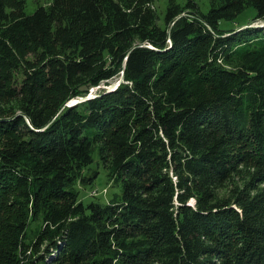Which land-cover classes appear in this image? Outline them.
Masks as SVG:
<instances>
[{
  "label": "trees",
  "instance_id": "16d2710c",
  "mask_svg": "<svg viewBox=\"0 0 264 264\" xmlns=\"http://www.w3.org/2000/svg\"><path fill=\"white\" fill-rule=\"evenodd\" d=\"M27 2L0 0V264H264V0ZM96 149L121 193L84 203Z\"/></svg>",
  "mask_w": 264,
  "mask_h": 264
},
{
  "label": "rangeland",
  "instance_id": "374dc122",
  "mask_svg": "<svg viewBox=\"0 0 264 264\" xmlns=\"http://www.w3.org/2000/svg\"><path fill=\"white\" fill-rule=\"evenodd\" d=\"M52 0H28L27 5H26V10L27 11H32L34 10L37 6L39 5H44L47 6L51 3ZM182 3H185L186 0H178ZM200 1L201 4L205 5V11L208 9V2H211V0H198ZM168 0H156L155 6L158 10L159 15H161V21L160 23L164 24V17L166 14V8H167ZM256 10L253 8H248L244 13H242L238 17L237 22H231L227 20H222L221 24L224 27H233V26H238L240 24H246L250 22V19L255 15ZM252 25H263L264 26V21L262 19H259L255 22L252 23ZM246 26V25H244ZM241 30V29H240ZM122 77V73L117 74L115 77H112L107 80L101 81L99 84L96 86H93L90 88V91L87 95H82L81 97H78L77 99H81L86 96H97L101 94L103 91H110L123 82L120 81ZM91 97V98H92ZM86 100L82 99V101ZM76 101L75 99L71 100ZM70 104V103H69ZM85 173L89 175H94L97 176L95 183L90 186H85L82 185L81 183L78 184V187H80L83 191L81 192L80 197L82 198L84 203L90 202L93 198H98L102 202H109L112 198H114L117 194L121 193V183L117 182L116 179H113L110 177L109 173V168L104 161V159L101 157L98 149L94 151V162L90 164L86 169ZM194 199L190 201V203H194Z\"/></svg>",
  "mask_w": 264,
  "mask_h": 264
},
{
  "label": "water",
  "instance_id": "95a60500",
  "mask_svg": "<svg viewBox=\"0 0 264 264\" xmlns=\"http://www.w3.org/2000/svg\"><path fill=\"white\" fill-rule=\"evenodd\" d=\"M124 80V77L122 76L121 77V80L120 81H123ZM92 96H86V97H83V98H81V99H75L76 101H72L71 102V104H77V103H79V102H81L82 101V99H89V98H91ZM47 127V126H46Z\"/></svg>",
  "mask_w": 264,
  "mask_h": 264
}]
</instances>
